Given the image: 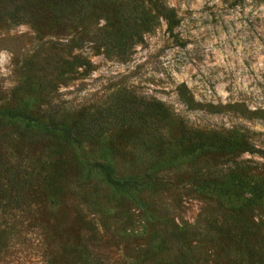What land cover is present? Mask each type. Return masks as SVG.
I'll use <instances>...</instances> for the list:
<instances>
[{
    "label": "trees",
    "instance_id": "trees-1",
    "mask_svg": "<svg viewBox=\"0 0 264 264\" xmlns=\"http://www.w3.org/2000/svg\"><path fill=\"white\" fill-rule=\"evenodd\" d=\"M0 17L51 28L69 37L70 48L90 43L119 59L159 20L170 31L179 21L165 0H0ZM74 59L82 66V57ZM94 114L88 129L41 113L32 99L0 105V249L26 235L43 264H60L62 253L67 264H264V176L238 165L223 169L216 160L250 152L248 145L233 134L193 129L163 101L129 91ZM108 122L113 130L99 133ZM116 136H126L147 164L122 171L111 146ZM88 148L102 155L87 156ZM188 165L194 171L178 180L212 207L201 224L170 219L154 198L175 182L162 172ZM78 188V206L89 209L74 212L65 238L48 213L72 204ZM129 206L141 223L129 233L140 238L136 255L115 259L110 214L122 216Z\"/></svg>",
    "mask_w": 264,
    "mask_h": 264
},
{
    "label": "rangeland",
    "instance_id": "rangeland-1",
    "mask_svg": "<svg viewBox=\"0 0 264 264\" xmlns=\"http://www.w3.org/2000/svg\"><path fill=\"white\" fill-rule=\"evenodd\" d=\"M165 1L179 19L175 29L170 31L167 21L159 20L125 59L107 57L90 43L70 48L65 45L69 37L51 28L0 17V105L32 99L41 113L77 121L89 129L99 106L111 102L118 91H129L163 101L193 129L238 137L252 150L221 156L216 159L218 167L238 165L264 176V0ZM76 56L82 57V66ZM114 125L104 123L98 132L110 133ZM112 145L122 171L147 164L126 136L114 137ZM86 155L102 153L88 148ZM194 169L188 165L161 174L175 180L170 190L154 193L170 219L201 224L212 212L205 196L184 179L178 180ZM76 191L70 192L72 204L48 213L65 238L72 236L74 212L89 209L78 206L76 201L84 192ZM137 214L130 206L122 216L110 214L116 234L115 259L120 253L136 255L140 238L129 233L140 228ZM29 238L25 235L13 246H3L0 264H43ZM134 260L130 258L129 263ZM59 261L67 264L66 253Z\"/></svg>",
    "mask_w": 264,
    "mask_h": 264
}]
</instances>
